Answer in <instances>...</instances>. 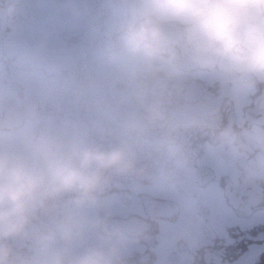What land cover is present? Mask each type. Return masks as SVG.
Returning <instances> with one entry per match:
<instances>
[{"label":"flooded vegetation","instance_id":"obj_1","mask_svg":"<svg viewBox=\"0 0 264 264\" xmlns=\"http://www.w3.org/2000/svg\"><path fill=\"white\" fill-rule=\"evenodd\" d=\"M90 1L89 54L69 66L0 55V143L49 135L126 146L135 169L99 211L123 232L129 264H264V147L235 135L264 129V86L117 71L105 37L116 0ZM35 3L18 0L10 33L44 50L53 27L45 0Z\"/></svg>","mask_w":264,"mask_h":264},{"label":"clouds","instance_id":"obj_2","mask_svg":"<svg viewBox=\"0 0 264 264\" xmlns=\"http://www.w3.org/2000/svg\"><path fill=\"white\" fill-rule=\"evenodd\" d=\"M18 11V0H0V23ZM111 16L105 37L117 71L264 86V0H116ZM235 135L264 147V129ZM134 169L118 143H0V264H129L123 232L99 210Z\"/></svg>","mask_w":264,"mask_h":264},{"label":"water","instance_id":"obj_3","mask_svg":"<svg viewBox=\"0 0 264 264\" xmlns=\"http://www.w3.org/2000/svg\"><path fill=\"white\" fill-rule=\"evenodd\" d=\"M34 6L37 7V0ZM45 13L49 14L45 23L51 24L53 29L50 35L45 36L44 50L37 46L36 49L31 48L42 44V41L40 44H26L21 38L18 40L16 34L11 35L9 24L0 23V55L13 54L36 64L69 66L91 52L96 20L90 0H45ZM14 22H21L17 14Z\"/></svg>","mask_w":264,"mask_h":264}]
</instances>
